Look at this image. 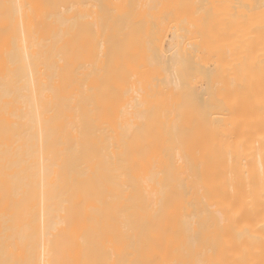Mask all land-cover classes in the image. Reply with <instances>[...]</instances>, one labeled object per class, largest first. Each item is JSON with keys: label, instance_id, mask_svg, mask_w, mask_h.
Returning <instances> with one entry per match:
<instances>
[{"label": "bare ground", "instance_id": "6f19581e", "mask_svg": "<svg viewBox=\"0 0 264 264\" xmlns=\"http://www.w3.org/2000/svg\"><path fill=\"white\" fill-rule=\"evenodd\" d=\"M0 264H264V0H0Z\"/></svg>", "mask_w": 264, "mask_h": 264}]
</instances>
